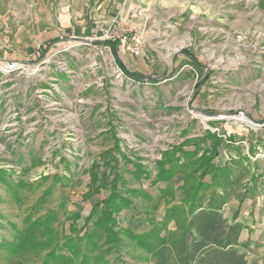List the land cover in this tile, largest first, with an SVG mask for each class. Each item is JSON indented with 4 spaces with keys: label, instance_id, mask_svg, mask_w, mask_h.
<instances>
[{
    "label": "rangeland",
    "instance_id": "374dc122",
    "mask_svg": "<svg viewBox=\"0 0 264 264\" xmlns=\"http://www.w3.org/2000/svg\"><path fill=\"white\" fill-rule=\"evenodd\" d=\"M3 1L0 40L15 48L13 39L28 50L30 39L36 46L25 59L0 61L32 63L37 47L64 52L73 45L49 69L72 70L80 91L74 97L58 93L64 111H53L44 125L46 107L27 93L26 100L8 97L10 87L0 84V264H40L55 241L90 232L100 216L94 205L109 196L116 176L118 189L136 194L131 207L113 215L120 247L99 264H157L127 232H147L182 198L180 173L169 182L173 202L158 193L164 184H151L166 153L194 151L188 141L211 134L224 140L214 164L232 157L264 167V0ZM124 16L132 18L129 26L140 38L138 56L107 37ZM10 45L5 53H12ZM52 74L66 84L64 73ZM27 83L18 82L21 89ZM47 83L52 81L30 85ZM73 99L79 100L78 112ZM17 108L21 112L14 114ZM211 143L200 145L198 157ZM236 206L234 200L225 205L224 216ZM34 221L39 229L26 234ZM179 229L176 220L166 224L171 233Z\"/></svg>",
    "mask_w": 264,
    "mask_h": 264
},
{
    "label": "trees",
    "instance_id": "16d2710c",
    "mask_svg": "<svg viewBox=\"0 0 264 264\" xmlns=\"http://www.w3.org/2000/svg\"><path fill=\"white\" fill-rule=\"evenodd\" d=\"M114 42L111 41V45L115 50ZM206 139L212 141V147L210 151L203 149L202 156L198 157V150L202 149L200 145ZM223 141L207 134L204 139L188 141L194 151L177 147L166 153L158 164L157 177L151 184H164L158 193L163 198L170 197L173 202L174 187L169 182L176 173H180L182 185L177 189L182 193V198L178 203L167 206L161 223H152L147 232L140 235L127 232L147 255L155 258L157 264H248L246 255L239 252V236L246 228L239 217L242 204L257 196L264 167L247 158L240 160L232 157L223 165L214 164L212 160L218 155L217 147ZM228 141L233 146L232 139ZM260 143L264 146L263 141ZM111 153L107 152L104 156L111 160ZM137 170L143 174L140 166ZM91 176L92 182L97 179L95 173H91ZM4 177L0 170V181L3 183ZM117 183L116 176L109 196L94 205L100 211V216L94 221L92 230L83 235L65 237L60 243L55 241L40 264H99L106 254L120 247L119 233L114 231L113 215L122 208L131 207V197L136 192L120 190ZM45 194L48 192L45 191ZM232 200L237 202V206L227 218L224 208ZM170 220H176L180 225L177 233L166 230ZM27 221L30 222V218ZM39 226L40 221L29 223L26 234L34 233Z\"/></svg>",
    "mask_w": 264,
    "mask_h": 264
},
{
    "label": "built area",
    "instance_id": "2783aa9c",
    "mask_svg": "<svg viewBox=\"0 0 264 264\" xmlns=\"http://www.w3.org/2000/svg\"><path fill=\"white\" fill-rule=\"evenodd\" d=\"M131 20L132 18L128 16H124V18L122 17V19L118 22L117 28H115L114 32L109 34V36L107 35V37L108 39L110 38L112 40H116L120 44L122 49L128 54L133 56H138L140 53L141 42H140V38L134 35V31H133L134 28L129 26ZM73 47H74L73 45H69L68 48L64 50V52L57 50L53 51L52 49H50V51L48 50L44 51L42 47H37V51H36L37 53L31 54L29 57L31 61L33 60L32 63H27V62L24 63L23 61L20 62L17 60L0 61V84L10 87L8 89V97L11 95L12 96L11 98L13 99H15L16 97L18 99L21 97L25 99L27 93L29 98H34V100H36L40 106L43 105L44 107H46V109L44 108V110L42 111L43 116L40 117L41 124L46 123L45 120L49 118V115L53 111L58 112V115L63 113L64 109L61 105L62 100L61 97H59L60 95L59 96L57 95L58 93L62 94V96L67 94V95H72V97H74L80 91L79 78L74 76L75 74H73L72 70H68L66 69V67L64 69H61L58 66L49 69V66L54 65L51 63L55 60L57 55L59 54L62 55L63 53H65V51H68ZM62 65L63 64H61V66ZM43 68L50 71L46 70L47 73L45 74L43 73L45 71V70L43 71ZM119 69L121 70L120 67ZM53 71L54 72L59 71L62 74L64 73L67 76L66 77L67 81L65 82L66 84L63 83L61 85L58 84L59 81H56L54 74H52ZM19 79H26L28 82L26 86H23V89H21V85L18 84ZM46 80L52 81V83L51 84L47 83L45 85L46 87L44 88H42L41 86L39 89L37 88L31 89L32 85L30 84H32V82H36V81L45 82ZM9 83L11 85H9ZM23 90L24 92L22 93ZM72 102L75 105L76 112H78V109L76 108L79 106V100L77 101L73 99ZM19 112H21V108H17V110L13 111L14 114H19ZM12 126L17 127V129L22 128V123L14 122ZM23 131L25 132V133L23 132L25 136L28 135L30 137L29 134L30 132H26V129H24Z\"/></svg>",
    "mask_w": 264,
    "mask_h": 264
},
{
    "label": "crops",
    "instance_id": "0c3cea01",
    "mask_svg": "<svg viewBox=\"0 0 264 264\" xmlns=\"http://www.w3.org/2000/svg\"><path fill=\"white\" fill-rule=\"evenodd\" d=\"M3 3L4 1L0 0V14L3 13L1 10ZM25 28L29 29L30 34V26ZM91 28L92 27H89L88 29ZM50 33L53 32L51 31L47 34ZM16 39L20 40L19 38ZM11 41L15 48H13V46L10 45L7 41H4L3 38L2 40H0V56L5 58L8 57L10 59H25V51H28V54H30V51L32 49L34 50L36 46V44L31 42L29 39L28 46L30 47V49L25 50L24 48H26L27 46L21 48L19 44H15V41L13 42V39H11ZM6 44L10 45L9 47L13 50L11 54L5 53L4 49L7 48L4 47V45ZM247 202V205H242V212L245 210L246 207V217L242 218L241 215L239 217V221L246 226V228L241 231L239 236V241L241 242L239 252L244 253L246 255V260L248 264H264V181L263 184H259L257 196L252 200H247Z\"/></svg>",
    "mask_w": 264,
    "mask_h": 264
},
{
    "label": "bare ground",
    "instance_id": "6f19581e",
    "mask_svg": "<svg viewBox=\"0 0 264 264\" xmlns=\"http://www.w3.org/2000/svg\"><path fill=\"white\" fill-rule=\"evenodd\" d=\"M240 120H243V118H242V119H240ZM244 121H245L246 123H248L246 119H244Z\"/></svg>",
    "mask_w": 264,
    "mask_h": 264
}]
</instances>
